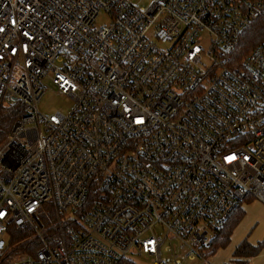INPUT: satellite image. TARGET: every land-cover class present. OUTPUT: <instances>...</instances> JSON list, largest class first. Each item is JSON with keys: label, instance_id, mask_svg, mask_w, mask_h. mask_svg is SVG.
Returning a JSON list of instances; mask_svg holds the SVG:
<instances>
[{"label": "built area", "instance_id": "built-area-1", "mask_svg": "<svg viewBox=\"0 0 264 264\" xmlns=\"http://www.w3.org/2000/svg\"><path fill=\"white\" fill-rule=\"evenodd\" d=\"M261 11L0 0V106L22 110L0 140V264H211L213 227L264 204V39L236 51ZM48 87L65 113L40 111Z\"/></svg>", "mask_w": 264, "mask_h": 264}, {"label": "trees", "instance_id": "trees-1", "mask_svg": "<svg viewBox=\"0 0 264 264\" xmlns=\"http://www.w3.org/2000/svg\"><path fill=\"white\" fill-rule=\"evenodd\" d=\"M264 39V11L259 12L251 23L241 32L237 46V56L241 58L247 54L257 43ZM22 113L19 102L0 106V140L5 136L18 115ZM251 200V199H250ZM247 200V201H250ZM244 215L240 206L228 219L220 225L213 227V236L207 251L210 256L219 247L227 245L230 241L233 229ZM53 217V211L49 209L48 218ZM47 222L46 218H44ZM48 223V222H47ZM261 247H264V239L258 245L249 244L243 240L235 247L232 255L235 257L230 264H248L247 258L255 255Z\"/></svg>", "mask_w": 264, "mask_h": 264}, {"label": "rangeland", "instance_id": "rangeland-1", "mask_svg": "<svg viewBox=\"0 0 264 264\" xmlns=\"http://www.w3.org/2000/svg\"><path fill=\"white\" fill-rule=\"evenodd\" d=\"M138 7H147L151 0H132ZM103 19H106L105 17ZM38 107L43 113L54 112L59 108L65 113L69 103L54 91L53 87H48L46 93L41 98ZM244 215L233 229L230 241L227 245L219 247L208 257L211 264H230L235 258L232 253L237 245L243 240L249 244L258 245L264 239V204L251 199L242 204ZM130 256L137 262L144 263L143 259L136 255ZM248 264H264V247L253 256L247 258Z\"/></svg>", "mask_w": 264, "mask_h": 264}, {"label": "snow or ice", "instance_id": "snow-or-ice-1", "mask_svg": "<svg viewBox=\"0 0 264 264\" xmlns=\"http://www.w3.org/2000/svg\"><path fill=\"white\" fill-rule=\"evenodd\" d=\"M139 122H141V121L140 120H137V123H139ZM226 159L232 160V159H234V157H226Z\"/></svg>", "mask_w": 264, "mask_h": 264}, {"label": "water", "instance_id": "water-1", "mask_svg": "<svg viewBox=\"0 0 264 264\" xmlns=\"http://www.w3.org/2000/svg\"><path fill=\"white\" fill-rule=\"evenodd\" d=\"M12 99H15V97H12Z\"/></svg>", "mask_w": 264, "mask_h": 264}]
</instances>
